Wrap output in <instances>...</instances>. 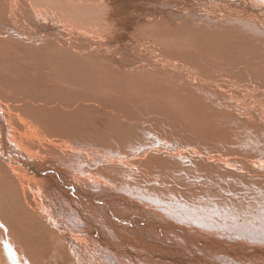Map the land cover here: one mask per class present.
Returning a JSON list of instances; mask_svg holds the SVG:
<instances>
[{
	"label": "bare ground",
	"instance_id": "obj_1",
	"mask_svg": "<svg viewBox=\"0 0 264 264\" xmlns=\"http://www.w3.org/2000/svg\"><path fill=\"white\" fill-rule=\"evenodd\" d=\"M63 1L0 0V239L8 264L68 254L77 264H264V209L260 197L248 200L251 187L264 191V165L256 156L242 164L244 155L212 143L213 131L204 141L198 127L183 129L155 104L144 108L131 95L137 88L125 89L132 79L123 83L100 65L131 77L186 73L192 89L222 92L229 83L245 94L215 61L197 51L209 73L221 74L202 77L199 65L151 37L163 42L168 25L208 43L234 34L236 42L220 46L246 77L249 65L264 67V0H76L75 9ZM114 8L126 9L111 16L115 26L98 22ZM120 27L135 35L119 37ZM250 109L222 115L261 130L264 111ZM232 181L225 189L239 192L231 203L216 186Z\"/></svg>",
	"mask_w": 264,
	"mask_h": 264
},
{
	"label": "rangeland",
	"instance_id": "obj_2",
	"mask_svg": "<svg viewBox=\"0 0 264 264\" xmlns=\"http://www.w3.org/2000/svg\"><path fill=\"white\" fill-rule=\"evenodd\" d=\"M63 3L65 7L68 6L67 4H70L72 9H75L76 7H78V3L76 0H64ZM125 10L126 9H122V8L121 9L114 8L112 12L110 13H107V14L105 13L104 15H100V16L98 15L99 16L97 17V19L99 20L98 22H106L110 26H115V23L111 21L112 20L111 16H119V14L126 13ZM128 13H129V16L134 15L132 11H128ZM120 18L121 17H119V19ZM178 21L179 23H181L183 21H188V20L179 17ZM124 28L126 27L124 26ZM177 28H178L177 25H173V26L168 25L167 27H164V29L162 30V33L164 35L163 42H160L158 38L155 36L151 37V40L154 38L152 41H154V43H156L157 45H161V47L163 49L165 48L166 51L172 56L176 55V57L180 56L183 59L187 58V60L190 63H192L195 67L196 65H199L198 67H199L202 77H205V75L211 78L219 77V75L221 74H216L215 71H211L209 73L210 68L208 67L210 65L207 66L205 64L199 63V60L201 58L199 57V55H196V54H197V51L200 52L207 62H209V60H212V62L215 61V63L214 62L211 63L212 68L216 69L218 67H221V69H223L224 71L226 70L228 74H230L229 72L231 73L233 72L231 76L236 77L234 82L239 87H243L246 93L244 94L236 90H231V84L229 83L227 85L225 84L222 85V89H223L222 92L217 91L212 86L203 87V88L195 90V89H192L189 84H186L184 82V79L187 76L186 73H179L177 77L175 76L174 78H169V76L167 75L166 76L157 75V74L151 75L149 73L148 75L144 73L142 75L141 71H140L141 74L137 73L139 74L137 76L136 75H133L132 77L125 76V75H122L121 73H118V71L114 68L112 64H110L106 60H101L100 65H103L104 67L107 68L105 71V75H109L111 72H113L115 73V78L122 82L126 81L127 79L128 81L132 79L133 82H130V86L128 87L124 86V88L126 87L125 89H133V90L137 88L134 90L135 94L132 93L131 95L132 97L133 96L137 97L139 102L143 104L144 108L147 107L148 103L155 104V105H151V106H154L153 109L159 110V112H164V111L168 112V114H170L171 116L170 118H172L171 120H173V115L179 117L183 121L182 122L183 129L185 130L186 128L189 129L190 127L189 128L187 127L189 125L192 126L193 128L198 127L201 133L205 135L204 141H207L210 136H213L211 139L212 143H214L217 147H219L222 150H228L231 156L238 157V156L244 155L243 158H245L244 159L245 162L241 161L242 159L240 160L242 164H249L248 162H251L253 160V157L256 156L255 160L259 162V164L261 163L262 168H263V165H264L263 164L264 163V134H263L264 128H262L261 130H258V129L252 128L251 126L247 124L241 123L240 125L239 123H237V121L231 120L228 117V115L224 116L222 114H225V113L238 114L241 111H250L251 110L250 108L252 105L259 106L264 111V67H260L258 66V64L256 66L249 65L248 66V76L239 78L238 71H236L235 69L236 68L235 66L237 64L236 57L231 52V49L228 50L226 49L225 46H220V44L225 41H227L228 43L236 42L237 39L233 38L234 34L233 35L228 34L225 37H222V34L216 38L209 37L210 43H208V42H201V39H204V40L206 39L204 35H202V33H198L197 35H190V34L187 35V33H185L183 30L181 29L178 30ZM117 31L118 32L116 35H119V37L123 36L126 33L130 35H135L134 33L128 32L122 27L117 28ZM176 32L178 34L177 36H176ZM73 34H75V36L73 37V41L76 43L80 42L81 41L80 36H78L77 33H73ZM185 34L187 36H185ZM115 37L117 36L113 34L112 38H115ZM109 40L111 41L112 39H109ZM112 44L113 42H110V46ZM103 46H106V45L103 44ZM42 52H44L43 55L48 54V57H49V53H46L45 51H40L39 54L40 53L42 54ZM26 53L29 54L28 52ZM38 58L41 62H44L42 55ZM28 63L33 64L34 59H31ZM122 76H125L127 78H124ZM128 81L126 84L129 83ZM148 84H151V86L149 85L150 88ZM139 88H141V90H139ZM4 120L7 126L12 127L13 124L7 123V118L5 116H4ZM171 120L169 121L167 120V124H166L167 127H173L171 125V122L173 121ZM230 123H233V124H230ZM208 130L213 131L214 134L209 136L208 134L210 133V131ZM207 136H209L208 139H207ZM257 136L259 137L257 138ZM19 139L22 141V144L28 145L24 137H19ZM250 152H252V154H250ZM247 154L249 155V157L247 156ZM15 160L16 162L20 163L18 159H15ZM234 177L236 178L235 175ZM237 178H240V177L237 176ZM244 184L251 185L249 181H247ZM232 185H233V181L224 187L216 186V193L220 194L221 193L220 188H221L223 192H226L228 198L231 200V203L233 202V200L231 199L233 192H236V190L239 192L238 189L236 190L235 189L232 190L231 188L225 189L228 186L232 187ZM237 187L238 188L240 187L241 190L245 189L243 185L237 184ZM251 190L252 191L250 192V195L248 196V200L251 201V197L253 196L260 197L259 199L260 201L255 202V203L257 204L258 207H260L263 210L264 209L263 208L264 207V191L259 190L255 187H251ZM250 205L251 204L248 202L243 204V209L250 207ZM218 207L223 212L225 211L223 210L222 207L220 206ZM252 207H254V205ZM252 213H254V210H252ZM251 216L252 215H250L249 218H251ZM220 217H222V219ZM225 217L226 216H223V215L219 216V218L222 221H226ZM241 218L245 220L246 222L248 220L247 216H243ZM255 221L256 219L254 220V222ZM14 232L16 233L17 237L19 236L18 237L19 240L17 239L16 242L19 243V245H22L24 243V241L22 240L23 238L22 231L17 229L16 231L14 230ZM3 233L5 234V232ZM2 240L0 239V264H8L7 258H6L7 256H5V253H4V247H3ZM56 242H57L56 246L57 248H59L60 242L59 241H56ZM16 246L18 245L16 244ZM34 246L36 245L34 244ZM68 255L42 256V260L38 259V257L36 256L34 257L32 256V263L34 264H37V263L38 264H52V263L53 264H77L74 258L76 256L74 254H72L73 256H68ZM35 260L37 263L35 262Z\"/></svg>",
	"mask_w": 264,
	"mask_h": 264
}]
</instances>
